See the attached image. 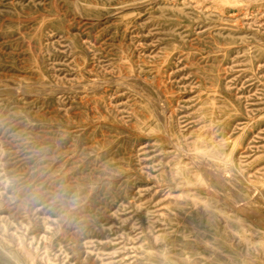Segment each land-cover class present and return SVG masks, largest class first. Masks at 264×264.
<instances>
[{
  "label": "rangeland",
  "instance_id": "374dc122",
  "mask_svg": "<svg viewBox=\"0 0 264 264\" xmlns=\"http://www.w3.org/2000/svg\"><path fill=\"white\" fill-rule=\"evenodd\" d=\"M0 264H264V0H0Z\"/></svg>",
  "mask_w": 264,
  "mask_h": 264
},
{
  "label": "bare ground",
  "instance_id": "6f19581e",
  "mask_svg": "<svg viewBox=\"0 0 264 264\" xmlns=\"http://www.w3.org/2000/svg\"><path fill=\"white\" fill-rule=\"evenodd\" d=\"M93 86H95V84H93ZM93 86H92V87H93Z\"/></svg>",
  "mask_w": 264,
  "mask_h": 264
}]
</instances>
